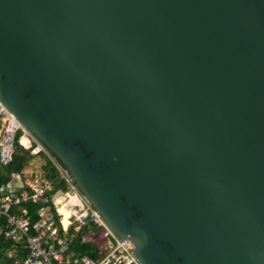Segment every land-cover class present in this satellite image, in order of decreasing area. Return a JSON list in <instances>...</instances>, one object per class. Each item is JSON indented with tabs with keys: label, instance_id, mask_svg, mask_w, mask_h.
Returning <instances> with one entry per match:
<instances>
[{
	"label": "water",
	"instance_id": "1",
	"mask_svg": "<svg viewBox=\"0 0 264 264\" xmlns=\"http://www.w3.org/2000/svg\"><path fill=\"white\" fill-rule=\"evenodd\" d=\"M0 104L138 264H264V0H0Z\"/></svg>",
	"mask_w": 264,
	"mask_h": 264
},
{
	"label": "built area",
	"instance_id": "2",
	"mask_svg": "<svg viewBox=\"0 0 264 264\" xmlns=\"http://www.w3.org/2000/svg\"><path fill=\"white\" fill-rule=\"evenodd\" d=\"M17 131L21 132L16 137ZM21 138L30 142V147L21 145ZM17 142L32 157L43 152L30 136L22 129L16 119L0 104V166L7 167L12 163L14 144ZM58 178L67 185L66 191L53 190L50 182L42 180L38 182L24 178V173H12L0 196V220L3 221L2 236L11 242L12 249L6 252L9 258L14 249L26 251L24 257L13 264H138L133 253L121 239L115 237L96 215V213L78 199V203H68L69 193L76 192L66 172L53 162ZM57 193H59L57 195ZM62 196L64 203L68 204L70 214L67 225L61 224V215L58 213L56 197ZM39 205L36 211L38 219L31 222L26 209L27 205ZM58 216V227L53 225L49 206ZM70 227L74 230L85 227L86 232L80 242H89L96 246L95 257L74 255L68 251L67 231ZM97 233V238L95 237Z\"/></svg>",
	"mask_w": 264,
	"mask_h": 264
},
{
	"label": "trees",
	"instance_id": "3",
	"mask_svg": "<svg viewBox=\"0 0 264 264\" xmlns=\"http://www.w3.org/2000/svg\"><path fill=\"white\" fill-rule=\"evenodd\" d=\"M20 143L25 148L30 147V143L27 144L23 140H20ZM42 148L48 154L47 157L43 152L38 153V155L43 157V159L45 160V164L42 167V174L44 180L51 183L53 190H61L63 192L66 191L68 187L62 179L58 178L57 171L53 166V162L61 168H63V166L55 158V156L51 154L45 147L42 146ZM30 159H32V156L29 154V151L25 150L22 146H20L17 142H15L12 163L7 167L0 166V196L1 193L3 192L5 185L10 179V175L12 173L21 172L23 167L27 164L28 160ZM48 206H49L51 219L53 221V225L55 227H58L59 231H61L60 225L58 223L59 220L58 216L55 214L53 207L51 205ZM39 207L40 206L38 204L37 205L29 204L26 206V209L28 210L32 223L38 219V216L36 215V211L38 210ZM3 229H4L3 221L0 220V264H13L15 261L24 257L26 251L16 248L14 249L15 252L8 258L6 256V252L11 250L13 245L11 244V242L3 238L1 233ZM85 232H86L85 227L78 228L77 230H74L73 227H70L68 229L67 231L68 251L74 255H84V256H88L89 258H94L96 246L89 242H82V243L80 242V239L85 234Z\"/></svg>",
	"mask_w": 264,
	"mask_h": 264
},
{
	"label": "rangeland",
	"instance_id": "4",
	"mask_svg": "<svg viewBox=\"0 0 264 264\" xmlns=\"http://www.w3.org/2000/svg\"><path fill=\"white\" fill-rule=\"evenodd\" d=\"M37 145L40 146L38 143ZM42 151L45 154V156L48 157L47 152L43 148ZM44 164H45V160L43 159V157L39 155L32 157V159L28 160L27 164L22 169V172H24V178L27 180H33L36 177L38 182L44 180L42 174V167L44 166ZM71 194L72 195L75 194L83 202V200L81 199V197L78 195L77 192H71L69 193L68 196H72ZM95 235H96L95 237L97 238V233Z\"/></svg>",
	"mask_w": 264,
	"mask_h": 264
},
{
	"label": "bare ground",
	"instance_id": "5",
	"mask_svg": "<svg viewBox=\"0 0 264 264\" xmlns=\"http://www.w3.org/2000/svg\"><path fill=\"white\" fill-rule=\"evenodd\" d=\"M25 143H30L26 138H21ZM72 195V194H71ZM56 204L58 205L57 211L61 215V224L63 227H66L67 225V218L70 214V211L68 210V204L64 203L62 197H56ZM68 203H78V199L75 196L69 197Z\"/></svg>",
	"mask_w": 264,
	"mask_h": 264
},
{
	"label": "crops",
	"instance_id": "6",
	"mask_svg": "<svg viewBox=\"0 0 264 264\" xmlns=\"http://www.w3.org/2000/svg\"><path fill=\"white\" fill-rule=\"evenodd\" d=\"M24 173V172H23ZM57 197H59V196H57ZM60 198H61V196H60Z\"/></svg>",
	"mask_w": 264,
	"mask_h": 264
}]
</instances>
